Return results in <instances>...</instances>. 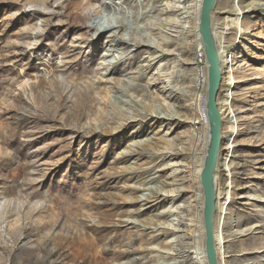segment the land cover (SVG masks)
<instances>
[{"label": "rangeland", "instance_id": "obj_1", "mask_svg": "<svg viewBox=\"0 0 264 264\" xmlns=\"http://www.w3.org/2000/svg\"><path fill=\"white\" fill-rule=\"evenodd\" d=\"M47 1L49 7L42 17L30 12L32 6L42 10L35 0H0V264H175L186 258L199 264L193 240L180 244L171 234L159 236L160 227L173 231L179 227L178 221L188 235L184 228L192 224V193L186 192L176 204L171 200L148 204L127 200L141 196L143 191L134 193L132 188L147 186L152 178L153 189L164 186L169 191L176 171L183 170L173 166L179 160L159 162L147 156L130 168H126L130 163L116 164L127 145L147 138L150 140L137 148L149 151L151 143L169 136V128L173 134H183L187 128L175 129L164 120L153 124L152 119L141 136L133 134L136 123L118 133H94L102 125L119 127L131 109L152 112L163 98L183 104L161 82V76L185 80L195 88L196 70L202 64L196 59L198 50L189 22L193 3L154 0L133 10L124 6L135 15L139 34H153L154 42L148 51L143 46H120L125 49L121 59L145 52L157 55L163 43L159 31L175 36L169 26L179 21L182 36L176 41L185 44L188 53L180 57L175 52L157 64L145 60V55L124 59L108 72L102 67L114 59L105 56L109 54L105 39L96 48L94 31L85 28L89 24L81 21L76 9L86 0H65L64 11L56 9L61 0ZM254 2L264 5V0H218L211 17L217 50L228 52L225 63L220 64L222 82L217 96L222 118L214 173L219 264H264V7L251 10ZM113 3L119 4V0H95L101 15L113 14L118 8ZM127 4L136 5L133 0ZM53 12L64 18L52 17ZM67 16L71 23L66 22ZM184 17L190 19L181 20ZM188 58H195L197 64L182 65ZM166 63L168 70L160 71L159 66ZM119 78H130L131 84L141 88L121 95L126 103L117 104L112 100ZM96 89L101 91V99ZM196 92L188 102L190 114L198 107ZM196 129L199 137L203 123ZM116 139L123 141L118 144ZM182 176L190 189L192 178L188 173ZM105 199L111 200L99 209ZM182 204L186 210L181 220L172 211ZM104 211L117 215L103 225L102 239L98 231L87 233L96 243L95 250L107 248L108 254L96 263L90 252L75 257L73 237L95 226ZM163 212L167 215L159 218Z\"/></svg>", "mask_w": 264, "mask_h": 264}, {"label": "bare ground", "instance_id": "obj_2", "mask_svg": "<svg viewBox=\"0 0 264 264\" xmlns=\"http://www.w3.org/2000/svg\"><path fill=\"white\" fill-rule=\"evenodd\" d=\"M35 1L41 4L40 8L42 10L41 11L36 10L35 7L32 6V9L30 10V12L33 13L34 15H39V16L42 15L43 17L45 15L44 12L49 7V2L47 0H35ZM133 1L136 3V5L127 4V0H119V4L113 3L114 7H118V8H114L113 14L109 12L107 15H101L100 9L96 8L97 5L95 4V0H86L84 4H79L76 6L77 11L80 13V17L82 19L81 21L84 22V24H89V26L85 28H87L89 32L94 31L95 33V37L93 40L96 41L95 43L96 48H100L102 39H105L103 43L107 47H109L108 49L109 54H105V56L112 57L114 59V61L109 62L107 65L102 67L103 71L112 72L114 69L118 67V65L120 64V61L125 59V57L121 59L122 56L125 55L124 53L125 49L120 48V46H132L136 48H140L143 46L147 48V51L149 49H153L152 44L154 41L151 38L153 37V34L149 35V37L146 35L141 36L139 32L137 31V28L135 27L136 25L135 15H133V12L129 13L128 11H126V8L129 10H133L138 5H141L142 2L144 1L149 2V1H154V0H133ZM179 2L180 0H177V3ZM190 2L193 3V6H192L193 10H191L192 13L190 14L191 19L190 17H186V18L184 17L181 20L188 19V18L190 19L189 22L192 24L191 27L193 28L195 45L198 50V52L196 53V59L197 58L200 59V63L202 64V67H198V69L196 70L198 74L197 75L195 74L196 75L195 88H193L190 85V83L188 84L185 80H180V81H178L177 79L174 80L172 77H170V75L163 74L161 77H164V79L162 80L160 79L161 82H163L164 85H166L170 89H173V93H176V95L180 96V98L183 100V104H179V102L175 101L173 98H167L166 96L167 101L163 98V100L160 103H158V105H156V107L152 110V112L149 111L146 113V112H141L136 109L130 108L131 111L128 113V116H126L124 120H122V122L119 123V127L115 129H108V128H104L102 125L101 126L102 128H98L99 129L98 131H97V128H94V133L108 134L111 131L118 133V132H121V130L128 128L129 126H133L132 125L133 123H136L137 127L133 128L135 129L133 134H136V136H141L145 128L148 126L147 122H149L152 119H154L155 121L153 124H156L158 121L164 120L166 121L167 125H170V126L173 125L175 129H180L183 127L187 128L183 132V134H177V133L173 134L174 131H171V128H169V131H168L170 132L169 136L166 135L165 137H160L159 141L155 143H151L153 146L149 145L150 146L149 151L140 150L137 148V144H143L144 142H148L150 140L147 138H145L142 141H137V142L127 145V148L120 154L119 158L116 160V164H129L130 163L129 166L126 167V168H130V165H136L138 160H140L141 158H145V157L147 158V156L152 159L153 158L158 159L159 162H163L164 160H167V159L179 160L178 164L173 165V166H178L180 169H183V170L179 172L176 171L177 176H175L171 180V183L168 184L170 188L169 191H165L164 186L163 187L161 186L159 190L153 189L151 185V181H153L154 179L152 178L149 180V183L146 184L147 186L132 188V192L134 193H137L138 191H143L141 196L128 197L127 200H129L130 203L135 202V203H140V204L142 203L148 204L152 202L157 203V202H164L166 200H171L174 204H176L177 202H180V200L182 199L183 195L186 192L192 193L193 197H195L193 199L194 207L192 210L194 211V215L191 221L192 224L188 228H184L185 230L187 229L188 235L184 234V232L182 231L183 228L180 229V226H182V224L180 223V221H178L177 227L178 226L179 227L176 230L168 231L165 228L160 227L159 229H163V230H161V233H159V236H165V235L171 234L175 238L180 240V244H182L187 239L189 241L193 240V248L195 251L198 252L199 264H206L205 254H204V249H203V244H204L203 209L204 207H203V193H202V188H201V183H200V173H201V170L203 169L204 161L207 155V150L209 147V133H210V125L207 122L206 108H205L206 94H207V67L205 63V55H204V50H203V46L201 43V38L198 32V18H199L202 0H191ZM64 3H65V0H61V4L57 6L56 9L58 11L66 10V6L64 5ZM251 5H252L251 10H261L264 7V5L260 3H256V2L252 3ZM124 6L126 8H124ZM172 7L174 8V6ZM173 11H175V9ZM212 12L214 13V11ZM244 12H248V11H243V13ZM217 13L219 14V12ZM51 16L54 18L56 17L64 18L63 14H59L57 12H53ZM211 17H212V13H211ZM69 20L70 19L67 16L66 22L71 23ZM172 21H175V20L173 19ZM169 27L170 28L172 27L170 30L174 29L171 32L174 33L175 36L168 35L167 33H160L159 31L158 35L159 37L162 38L163 43L162 45H160L157 55H154L153 53H150V52H145L143 54H137L132 57H129V55H127V60L132 61L136 57L147 55V57L145 56L144 57L142 56V57L145 60H148L149 62H155L157 64L159 62L161 63L162 61H164L167 56H170V55L172 56L175 52L180 57L183 56L184 54L187 55L188 51H186L187 49L186 45L183 43L179 44L176 41L178 38L182 36V31H181L182 26H180V21L175 24H172V26H169ZM177 29H180V31H177ZM212 31L213 30H212V18H211V34H212V38L215 44V35L213 34ZM155 50L156 49H154V51ZM132 52H135V51H132ZM114 54H117V56H114ZM217 55L219 57V63L224 64L225 59L227 58V55H228L227 49L218 50ZM127 60L125 59V61ZM196 64L197 63L195 62V58H191V59L188 58V60H184L182 63V65H186V66H195ZM234 64L235 63H233L232 65ZM167 65L168 63L162 66L160 65L159 70L160 71L164 70V72H166L168 70V68H165L167 67ZM140 76H141V71L139 72V78L141 79ZM139 78L137 77V80H140ZM118 82H119L118 87L114 88L115 92H114L113 100H112L113 103H117V104L126 103V101H122V99L120 98L122 97L121 95H124L129 91H132L133 93H137L139 91V88H141L140 84H136V83L134 85L131 84L130 78L129 79L126 78L122 80L119 78ZM195 90L198 91L196 93L199 95V98H198L199 103L197 105L198 107L194 108L195 111L193 112V114H190L191 104H188V102L189 100L193 98ZM96 95L101 99V95H102L101 91L96 89ZM130 97H132L133 99L136 98V96H134L133 94ZM261 98L262 97H259V99ZM134 103H137V102L134 101ZM99 106L101 105L99 104ZM100 120L101 121L105 120L102 111H100ZM93 122H95V120H92V123ZM201 122L203 123L204 130H203L202 135L198 137L195 134L197 131L196 125ZM122 141H123L122 139H116V142L118 144L121 143ZM195 155H198V157L195 158ZM216 170L217 169H215V172ZM182 173H188L190 178H192V183H190L191 187L188 190L185 187L186 181H185V177L182 176ZM213 181H214V190L216 194L217 177L215 174H214ZM96 184L98 187L103 186L100 183H96ZM148 195L149 196L154 195L152 197L153 199H148V197H146ZM160 198H161V201H158ZM108 200H111V199H105L106 202L100 203L98 205V208L102 209L103 207H105ZM215 208H216V205H215ZM185 210L186 208L183 206V204L181 205V207L180 205H177L174 211H172V213L173 215H175L176 217L182 220L183 217H185L184 216ZM115 215L117 214L114 212L113 213L105 212V211L101 212L98 215V218L96 221L97 224L95 226L86 227V232L84 235H82L81 233L75 234V236L73 237V243H72L73 254L75 255V257L77 258L80 257L83 252H90L89 256H91L93 263H96V261L100 259V256L108 254L109 251L107 250V248L100 249L101 247H99L100 251L95 250L96 243H93L89 239V235L87 232L88 231H93V232L98 231V235L103 233L104 232L103 229L104 228L106 229V227H104L103 225L106 224V222H109V220L113 219ZM166 215L167 213L163 212L160 214L159 218H164ZM215 217H214V232L213 233H214V240H215V249H216V252L218 253L219 249L217 248V246L219 244L216 241L217 227H216ZM129 224L134 225V222H129ZM240 233H242L241 230H240ZM85 236L87 237V239H84ZM102 236L103 235H99V239H102ZM177 243L179 244V242ZM175 264H196V263L195 262L193 263V259L186 258V260H184L183 262H179Z\"/></svg>", "mask_w": 264, "mask_h": 264}, {"label": "water", "instance_id": "obj_3", "mask_svg": "<svg viewBox=\"0 0 264 264\" xmlns=\"http://www.w3.org/2000/svg\"><path fill=\"white\" fill-rule=\"evenodd\" d=\"M218 0H202L198 18V32L205 55L207 67L206 118L210 125L209 147L200 173L203 193V228L204 254L206 264H219L214 240V215L216 194L214 190V172L217 166L221 145V110L217 104V96L222 82L218 50L211 34V13Z\"/></svg>", "mask_w": 264, "mask_h": 264}]
</instances>
